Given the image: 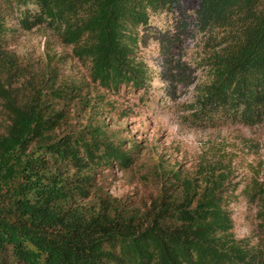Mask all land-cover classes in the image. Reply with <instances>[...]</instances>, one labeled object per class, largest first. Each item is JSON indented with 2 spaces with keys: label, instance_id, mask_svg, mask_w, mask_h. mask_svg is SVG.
<instances>
[{
  "label": "trees",
  "instance_id": "16d2710c",
  "mask_svg": "<svg viewBox=\"0 0 264 264\" xmlns=\"http://www.w3.org/2000/svg\"><path fill=\"white\" fill-rule=\"evenodd\" d=\"M184 0H163L168 11ZM206 33L207 78L183 109L194 127L264 122V0H194ZM149 0H0V264H264V179L244 195L259 203L261 244L237 238L228 208L235 188L216 167L163 169L149 203L99 184L125 170V145L99 113L103 93L146 86L136 53ZM45 25L88 67V82L56 79L13 88L21 74L5 47L9 19ZM92 92V94H90ZM137 147H139L137 145Z\"/></svg>",
  "mask_w": 264,
  "mask_h": 264
},
{
  "label": "rangeland",
  "instance_id": "374dc122",
  "mask_svg": "<svg viewBox=\"0 0 264 264\" xmlns=\"http://www.w3.org/2000/svg\"><path fill=\"white\" fill-rule=\"evenodd\" d=\"M195 7L194 0H184L179 8L168 11L163 0H149L148 20L137 26L136 49L145 63L146 86L134 89L126 84L117 92L97 89L105 95L98 109L108 129L125 140L126 147L129 141L135 145L134 164L125 170H103L98 184L113 197L142 206L155 194L163 169L192 175L197 168L216 167L228 173L235 188L228 198L234 235L259 245L260 205L242 189L251 179H264V122L202 129L183 116L195 87L207 78L202 63L207 36L197 26ZM16 17L13 13L9 19L5 44L16 56L21 74L13 88L29 89L28 80L54 75L59 80L89 81L88 67L53 30L45 25L26 30Z\"/></svg>",
  "mask_w": 264,
  "mask_h": 264
}]
</instances>
